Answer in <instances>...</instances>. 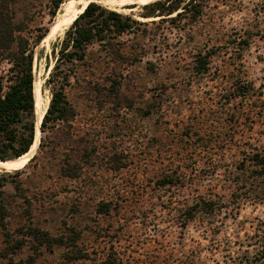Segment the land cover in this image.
Listing matches in <instances>:
<instances>
[{
  "label": "rangeland",
  "instance_id": "374dc122",
  "mask_svg": "<svg viewBox=\"0 0 264 264\" xmlns=\"http://www.w3.org/2000/svg\"><path fill=\"white\" fill-rule=\"evenodd\" d=\"M54 1L0 0L12 20L21 26L20 34L33 50V92L39 83L42 109L48 106L51 94L46 79L54 64L52 46L64 32L49 41L43 38L59 12H63L62 3L68 0H57L58 7H54ZM200 1L203 9L197 22L189 21V14H182L174 22L148 25L143 40L149 48L138 61L110 67L85 64L77 71V78L71 73L65 90L76 115L69 127L40 131L43 145L39 146V141L24 166L11 171L0 169V203L8 214L4 228L0 227V264L67 262L66 246H38L32 237L34 229L62 236L68 243L71 235L80 232L76 248L87 252L88 257L73 264H97L111 248L120 252L124 264H166L165 252L174 251L178 258L182 245L189 252L198 241L201 245L208 243L200 239L192 225L181 240L182 230L171 221L177 213L173 208L190 202L197 188L205 191L212 185L223 189V169L213 176L207 175L209 160H200L196 169L189 172V179L166 192L154 190L149 180L157 173L153 166L158 167L160 158L172 156L177 162H186L194 148L188 134L198 129L200 116L207 119L227 115L230 104L222 95L225 67L230 66L235 74L244 75L255 85L264 107V0ZM142 6L119 12L144 21L140 16ZM245 37L249 38L247 46L238 41ZM123 38L126 47L122 52L128 55L137 42H142L133 39V35ZM151 38H156L162 49H153L155 41ZM88 52L104 54L98 44L89 47ZM199 52L212 53L210 70L203 76L196 73ZM8 66V62H0V74ZM105 76L114 82L108 96L101 94L109 86L103 80ZM251 102L244 101L242 105ZM260 122L238 129L243 141L264 144V125ZM209 124L207 120L204 129L210 130ZM178 135L184 136L183 143L155 145L151 152L150 137L169 141ZM115 152H122L126 162L119 170L112 167ZM225 157L227 162L231 160L228 152ZM65 160L82 166L77 179L69 180L59 174L58 167ZM219 162L225 166V160ZM76 184L85 187L84 193L65 191ZM101 199L110 201L112 206L120 204L121 210L110 215L98 214L96 207ZM261 214L259 209L247 206L241 210L238 221ZM243 234L244 230H240V239H244ZM202 254L198 264L232 262H226L221 251L213 256L206 251Z\"/></svg>",
  "mask_w": 264,
  "mask_h": 264
},
{
  "label": "trees",
  "instance_id": "16d2710c",
  "mask_svg": "<svg viewBox=\"0 0 264 264\" xmlns=\"http://www.w3.org/2000/svg\"><path fill=\"white\" fill-rule=\"evenodd\" d=\"M59 3L57 0L54 1V7H58ZM202 6L200 0H153L142 6L144 11L140 16L145 20L140 21L131 15L102 7L94 2L85 4L82 11L65 29L62 38H58L59 40L52 46L54 64L46 79L51 87V94L40 123V131L45 133L47 129L69 127L73 121L76 113L65 90L69 85L71 73L76 77L79 68L85 64L89 67L100 64L110 67L115 63L138 61L149 48L143 40L148 25L165 21L174 22L182 14H189V21L197 22L202 16ZM6 7L0 4V62L9 63L4 73L0 74L1 160H11L23 155L30 149L35 136L33 50L28 40L20 34L21 26L12 20ZM157 17H159L157 20L151 19ZM131 35L135 40L142 39V42H137L133 52L128 55L122 52L126 47L123 36ZM42 37L43 35L38 41ZM151 39L155 41L153 49H162L156 38ZM238 41L245 46L249 44L248 37ZM93 44H98L104 50V54L88 52V48ZM211 56V52L197 54L196 73L200 76L209 72ZM224 71L222 95L225 96L226 103L230 104L227 115L209 116L207 119L200 116L197 119L198 129L188 134L194 148L189 152L186 162H177L176 158L170 156L168 159L157 160L159 163L157 168L153 166L157 173L149 182L154 190L160 192L180 187L185 179H189L187 177L189 172L196 169V164L200 160L203 162L209 160L210 174L207 175L213 176L223 169L221 175L222 180H225L223 189L212 185L205 191H199L197 188L190 202H182L181 206L173 208L177 213L171 221L182 230L181 240L187 227L192 225L198 231L200 239L208 243L201 245L198 241L197 247L189 252H186L182 245L178 258L175 257L174 251L165 252L163 260L166 264H198L203 251L208 252L210 256L221 251L226 262L228 259L232 260L229 264H264V144L250 140L243 141V134H239L238 131L242 125L249 126L256 121H261L260 123L264 125V107L261 105L260 94L251 81L242 74H235L230 66L225 67ZM103 80L109 86L104 87L101 94L108 96L113 92L114 82L108 76ZM248 100L252 101L250 105H242V102ZM148 111L150 114L152 107H149ZM207 120L210 123V130L204 129L203 126ZM216 125L218 128L212 130ZM178 136H174L169 141L152 136L148 140L149 148L152 152L155 145L159 147L160 144L166 146L183 143L184 136ZM262 138L264 139V133ZM42 142L41 136L39 146L43 145ZM226 152L230 155L229 163L225 157ZM111 158L115 161L112 166L114 170L126 165L122 152H115ZM224 160L225 166H222L223 162L219 161ZM81 169L82 166L70 164L66 160L58 167L59 174L69 180L77 179ZM200 170L197 172L199 173ZM80 185L76 184L71 186L72 188H66L65 191L84 193L85 187L80 188ZM2 195L3 192L0 190V198ZM170 202L172 206L174 202L172 200ZM247 206H251L253 210L259 209L262 214L250 220L245 218L238 221L241 210ZM119 209L121 210L120 204L112 206L110 201L101 199L97 203L96 212L110 215L113 211L118 212ZM7 216L5 205L0 203V227L4 228V219ZM247 222L248 230L245 229ZM229 229L232 232H229ZM240 230H244V239L239 237ZM226 231L228 233L224 234ZM230 235L234 240H231ZM32 237L38 246L44 245L50 248L53 245H65L67 262L61 264H73L88 257L87 252L76 248L80 232L71 235L69 243L62 236H51L39 229L32 231ZM157 254L161 255L160 252ZM97 264L124 263L120 252L111 248Z\"/></svg>",
  "mask_w": 264,
  "mask_h": 264
},
{
  "label": "bare ground",
  "instance_id": "6f19581e",
  "mask_svg": "<svg viewBox=\"0 0 264 264\" xmlns=\"http://www.w3.org/2000/svg\"><path fill=\"white\" fill-rule=\"evenodd\" d=\"M151 1L153 0H81L80 2L73 3L72 0H68L67 2L62 3L63 12H59L56 19L52 23L50 30L44 36L43 41H49L51 38H55L56 36L61 35L65 31V29L70 25V23L78 16L79 12L82 11L81 8H83L88 2H94L98 5L119 12L121 10H134L136 5H144ZM34 93L36 124L33 143L27 152L17 158L11 160L0 159V169L2 170H18L22 166H24L30 159V157H32V154L40 141L39 127L42 117L46 111L47 105L43 109L41 108L43 104L41 105L42 97L39 91V83L35 84Z\"/></svg>",
  "mask_w": 264,
  "mask_h": 264
},
{
  "label": "water",
  "instance_id": "95a60500",
  "mask_svg": "<svg viewBox=\"0 0 264 264\" xmlns=\"http://www.w3.org/2000/svg\"><path fill=\"white\" fill-rule=\"evenodd\" d=\"M86 6H87V5H86ZM71 23H72V22H71ZM71 23H70V24H71Z\"/></svg>",
  "mask_w": 264,
  "mask_h": 264
}]
</instances>
